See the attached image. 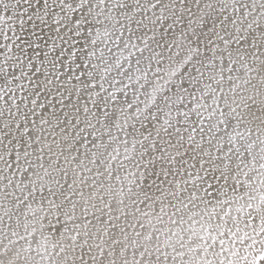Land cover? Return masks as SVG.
<instances>
[{
	"label": "snow or ice",
	"instance_id": "snow-or-ice-1",
	"mask_svg": "<svg viewBox=\"0 0 264 264\" xmlns=\"http://www.w3.org/2000/svg\"><path fill=\"white\" fill-rule=\"evenodd\" d=\"M0 264H264V0H0Z\"/></svg>",
	"mask_w": 264,
	"mask_h": 264
}]
</instances>
